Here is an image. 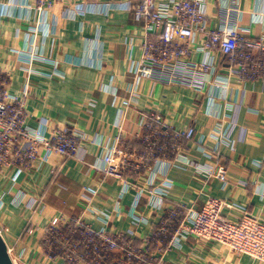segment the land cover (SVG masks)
<instances>
[{
  "label": "crops",
  "instance_id": "obj_1",
  "mask_svg": "<svg viewBox=\"0 0 264 264\" xmlns=\"http://www.w3.org/2000/svg\"><path fill=\"white\" fill-rule=\"evenodd\" d=\"M207 1L215 25L218 7L227 0ZM138 2L64 0L37 11L34 0H0V75L9 76L12 96L25 95V122L41 129L69 125L85 137L76 157L42 147L30 167L0 170V227L6 228L2 236L15 264H61L42 253L45 229L55 217L83 216L95 229L123 233L138 246L150 236L155 255L160 244L154 234L162 220L177 208L200 209L210 195L228 201L226 215L248 211L264 220V79L231 73L217 50L211 56L215 67L201 92L185 83L139 76L145 30L134 14ZM238 2L241 34L251 39L264 35V0ZM203 40L198 32L179 42L184 51L179 59H204ZM32 52L49 62L32 60ZM55 69L58 74L50 76ZM217 76L229 77L227 86L217 83ZM135 92L137 101L126 106ZM150 112L161 117L160 125H194L196 138L184 142L182 158H168L152 185H146L150 170L142 167L132 174L139 188L124 191L122 182L93 164H99L106 146L120 134L122 147L137 162L143 151L141 117ZM220 121L223 133L218 141L209 135ZM217 154L227 168L226 181L206 180L195 170L198 165L214 167ZM135 217L141 218L138 224ZM166 262L264 264L195 236L184 240L180 249H171Z\"/></svg>",
  "mask_w": 264,
  "mask_h": 264
},
{
  "label": "built area",
  "instance_id": "obj_2",
  "mask_svg": "<svg viewBox=\"0 0 264 264\" xmlns=\"http://www.w3.org/2000/svg\"><path fill=\"white\" fill-rule=\"evenodd\" d=\"M34 1V8L42 11L64 0ZM207 3V0H139L134 14L143 22L145 30L137 68L139 76L168 84L185 83L201 92L203 81L215 67L211 56L217 50L226 57L231 73L237 72L241 79H264V35L251 39L241 34L238 0H227L218 7L219 20L215 25L207 13ZM198 32L204 36L200 49L206 57L200 62L181 61L179 57L184 51L179 42L193 39ZM155 34L158 39L152 38ZM31 59L49 62L36 52L31 53ZM54 73L58 74L57 69L49 75ZM215 79L226 86L229 83V77L217 76ZM8 84L9 76L0 75V170L10 166L30 167L38 159L42 147L62 156L76 157L85 137L76 135L69 125L51 129L28 125L24 117L25 95L12 96ZM135 94L125 101L126 106L137 101ZM160 122L161 117L156 113L142 115L143 151L137 162L122 147L120 134L106 146L99 164H93V167L122 182L124 191L137 186L132 174L143 167L151 172L146 185H152L168 158L172 155L182 158L185 143L196 138L194 125L177 129L160 125ZM222 133L220 121L209 136L221 141ZM195 170L206 180H227V168L221 162L220 154L216 156L214 167L198 165ZM139 190L141 192L142 188ZM228 205L226 199L210 195L200 209L173 210L154 234L160 244L158 255L152 250L154 243L150 236L143 238V244L138 246L123 233L95 229L83 216L72 220L55 217L45 229L42 253L47 260L58 259L61 264H168L167 253L174 248L180 249L184 240L195 236L220 242L235 254H247L264 262V220L248 211L241 215H226L224 209ZM140 219L135 217L134 223L138 224ZM5 229L0 227L1 235ZM8 251L10 253L9 248Z\"/></svg>",
  "mask_w": 264,
  "mask_h": 264
},
{
  "label": "water",
  "instance_id": "obj_3",
  "mask_svg": "<svg viewBox=\"0 0 264 264\" xmlns=\"http://www.w3.org/2000/svg\"><path fill=\"white\" fill-rule=\"evenodd\" d=\"M0 264H15L14 260L10 256L8 246L0 234Z\"/></svg>",
  "mask_w": 264,
  "mask_h": 264
}]
</instances>
